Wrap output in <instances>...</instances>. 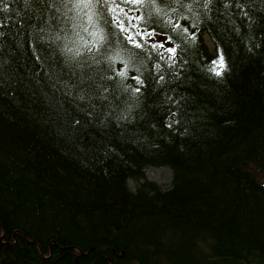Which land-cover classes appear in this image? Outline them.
Here are the masks:
<instances>
[{"label":"trees","instance_id":"obj_1","mask_svg":"<svg viewBox=\"0 0 264 264\" xmlns=\"http://www.w3.org/2000/svg\"><path fill=\"white\" fill-rule=\"evenodd\" d=\"M9 2V12H0V22L10 17L0 29L8 33L0 38V57L9 60L11 78L0 94V264H264V0H248L250 20L217 0L213 20L200 25L193 46L175 37L185 49L180 78L165 89H175L168 91L173 100H185L174 130L165 124L176 108L163 103L165 89L153 92L149 80L153 63L166 66L149 53L134 119L81 129L77 143L85 151L58 134L56 114L38 91L33 95L16 29L37 22L27 20L23 0ZM249 33L261 42L254 54L241 42ZM220 52L230 72L218 82L201 69ZM101 67L115 87L119 77ZM134 75L129 70L125 83L135 87ZM114 105L117 112L125 107ZM185 128L187 135H180ZM151 167L170 170L167 188L146 179Z\"/></svg>","mask_w":264,"mask_h":264},{"label":"snow or ice","instance_id":"obj_2","mask_svg":"<svg viewBox=\"0 0 264 264\" xmlns=\"http://www.w3.org/2000/svg\"><path fill=\"white\" fill-rule=\"evenodd\" d=\"M219 2L225 10L234 7L241 18L251 19L245 10L251 6L248 0ZM23 4L31 13L27 20L31 21L34 16L37 22H20L21 27L16 29L20 37L16 48L31 65L28 79L35 85L33 95L38 91L45 108L56 114L54 122L59 119L58 134L66 137L70 145L85 151L83 143H77L81 129L107 127L109 119H114L119 127L121 121L131 123L134 119L132 113L142 106L145 95L142 89L147 87L142 71V68L147 70L144 56L151 60L149 53H154L166 66L162 67L161 62L153 63L154 74L149 75V80L155 83L153 92L165 89L166 84L180 78L178 61L183 59L185 49L175 37H180L185 44L190 40L192 44L188 46H193L200 25L213 20L211 14L216 10L217 0H23ZM0 5V12L7 14L9 0H0ZM224 14L228 16L230 30L240 36L241 28L231 19V13ZM8 19L10 17L5 16L0 22V29L7 28ZM180 21H189V24L184 26ZM168 28L175 36L167 33ZM247 28L251 29L252 24H247ZM5 35L8 33L0 31V38ZM157 35L165 39L156 40ZM241 42L251 54L254 48L261 47V42H255L251 33ZM165 44L170 46L165 47ZM4 47L0 41V51ZM8 64L7 58L0 57V94L11 79L5 70ZM117 64L121 65L119 70ZM102 65L119 77L114 82L115 87L106 83L113 81V76L106 74ZM129 70L137 73L131 77L135 87L125 83ZM201 71L210 74L209 78H218L219 82L230 68L220 52L217 59ZM168 91L175 92V89H165L163 103H172L176 110H168L165 126L174 130V126L181 123L177 117L181 114L180 102L185 97L181 95L173 100ZM122 94H128L127 98L121 100ZM114 100L125 107L117 112L119 105H114ZM73 111L79 115L73 116ZM187 133L185 128L180 135Z\"/></svg>","mask_w":264,"mask_h":264},{"label":"rangeland","instance_id":"obj_3","mask_svg":"<svg viewBox=\"0 0 264 264\" xmlns=\"http://www.w3.org/2000/svg\"><path fill=\"white\" fill-rule=\"evenodd\" d=\"M208 50L212 52L211 45L206 41ZM146 179L152 181L162 188H167L171 183V172L167 168H147L145 171ZM136 183L134 181L129 182L130 189L134 190Z\"/></svg>","mask_w":264,"mask_h":264}]
</instances>
